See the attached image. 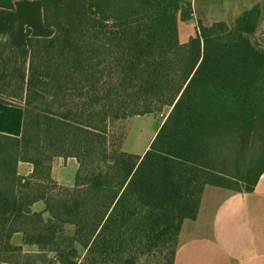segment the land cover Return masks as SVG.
I'll return each instance as SVG.
<instances>
[{"label":"trees","instance_id":"trees-1","mask_svg":"<svg viewBox=\"0 0 264 264\" xmlns=\"http://www.w3.org/2000/svg\"><path fill=\"white\" fill-rule=\"evenodd\" d=\"M41 1L55 35L28 40L24 132L0 135V264H175L206 187L252 193L264 175V8L182 43L184 0ZM167 108L144 156H111L113 120ZM57 158L78 161L74 187Z\"/></svg>","mask_w":264,"mask_h":264},{"label":"crops","instance_id":"crops-1","mask_svg":"<svg viewBox=\"0 0 264 264\" xmlns=\"http://www.w3.org/2000/svg\"><path fill=\"white\" fill-rule=\"evenodd\" d=\"M184 1L192 5L197 2ZM222 1L220 0V4ZM260 1L264 8V0ZM241 2L244 3L245 0H240ZM244 7L246 11L251 10L249 6ZM196 21L197 13L194 12V20L179 22L182 43H188L196 37L197 32L191 34L187 28L194 26ZM54 35L55 31L45 26L44 5L41 0L17 1L12 10L0 8V100H3L0 101V135L20 138L24 132V104L31 63L28 40L51 38ZM148 115L116 122L125 123L129 128L134 120ZM163 124L164 121L139 152L135 141L127 145L129 135L126 134L121 151L144 156ZM70 159L77 161L75 158L55 159L52 177L55 173L54 164H62L64 160ZM33 172L34 167L29 163H20L18 166L20 176L28 177ZM54 181L63 182L59 177ZM32 211L45 213V202L36 203ZM45 217L48 218V214L45 213ZM14 243L22 245V237L16 236ZM25 250L26 253L39 252L36 246H26ZM175 264H264V175L252 193L206 187L197 219L184 223Z\"/></svg>","mask_w":264,"mask_h":264},{"label":"rangeland","instance_id":"rangeland-1","mask_svg":"<svg viewBox=\"0 0 264 264\" xmlns=\"http://www.w3.org/2000/svg\"><path fill=\"white\" fill-rule=\"evenodd\" d=\"M196 1L197 2L193 5L194 12L197 13L196 24L192 27H187L191 34L197 32L200 23L207 27L212 26L216 22H226L228 25L233 26L236 19L246 11L244 6H249L250 9H253L256 6L261 5L260 0H245L246 4L245 2L240 3V0H223L221 4L220 0L219 2H217L218 0ZM181 26L185 25L181 24ZM183 30L184 28L182 29V34L184 35ZM256 41L261 47H264V26H261L257 33ZM169 110L170 109L167 108L163 112L152 113L146 117L136 119L131 123V127L129 128L125 126V123H117L113 120L110 124L109 130V150L111 156H115L121 152V146L126 138V134L129 135L127 145H130L135 141V145L139 146L137 151L143 150L146 143L151 140L153 133H155L160 124L163 121H166L170 113ZM64 161L65 162L62 164H54L55 173L53 177L54 179L59 177L63 181H57L59 185L72 188L76 185L79 166L75 160L70 159ZM142 264L146 263L142 262Z\"/></svg>","mask_w":264,"mask_h":264}]
</instances>
